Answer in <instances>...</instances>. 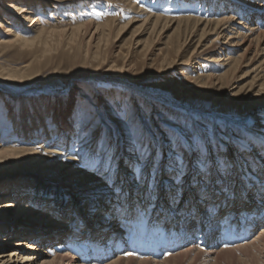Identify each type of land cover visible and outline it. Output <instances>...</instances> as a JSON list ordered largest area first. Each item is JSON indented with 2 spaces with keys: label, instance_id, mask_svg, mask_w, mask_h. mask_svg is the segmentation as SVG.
Listing matches in <instances>:
<instances>
[{
  "label": "bare ground",
  "instance_id": "1",
  "mask_svg": "<svg viewBox=\"0 0 264 264\" xmlns=\"http://www.w3.org/2000/svg\"><path fill=\"white\" fill-rule=\"evenodd\" d=\"M74 1L78 0H0V50L18 45L21 51L35 42L43 45L50 24L44 28L40 16L51 18V11ZM112 1L141 13L129 0ZM156 1L160 6L168 2ZM182 1L187 8L198 4V15L207 3L210 9L204 13L213 15L209 20L193 13L195 18L168 19L141 13V19L135 15L122 24L111 19L62 30L71 31L68 45L82 32L76 52L84 48L92 55L90 63L98 64L94 73L71 83L72 91L66 95L48 90V85L58 88L57 83L38 82L40 76L30 64L17 69L0 66V114H4L0 119V264H264V125L257 120L253 128L248 126L251 116L264 109V0ZM128 32L127 52H101L113 35L120 38ZM44 54L35 61L40 62ZM137 54L155 63L164 75L206 69L207 75L200 70L201 76L195 77L202 97L211 92L215 104L229 105L243 116L237 121L227 115L222 118L249 127L248 138L232 132L234 141L209 144L205 155L192 146L169 144L160 162L157 151L148 157L144 149L127 142L122 149L105 153L97 169L92 168L97 164L93 159L71 157L75 147L92 155L102 150L95 142L97 133L76 132L69 122L74 95L83 93L78 83H108L106 75L127 77L134 67L129 58ZM113 57L122 60L121 67L112 61L108 71L100 73ZM49 95L57 98L43 103L45 114L30 118L24 98ZM47 117L52 121L45 122ZM37 140L35 147H25ZM16 178L27 184L6 182ZM249 187L258 193L245 197ZM259 197L254 203L246 200ZM37 215L50 221L61 217L60 230L49 220L43 224Z\"/></svg>",
  "mask_w": 264,
  "mask_h": 264
},
{
  "label": "rangeland",
  "instance_id": "2",
  "mask_svg": "<svg viewBox=\"0 0 264 264\" xmlns=\"http://www.w3.org/2000/svg\"><path fill=\"white\" fill-rule=\"evenodd\" d=\"M83 1L84 0H78L74 1L72 4L67 3L66 7H59L58 11L55 12L49 9L53 15L51 18L46 16L50 11L44 14L46 17L40 16V20L43 23L44 28H47L46 25L50 24V27H48L50 31H48L52 34L48 32V36L46 35L43 37V45H39L35 42L29 44L27 48H21V51L20 46L18 45H16L18 48L13 46L12 48L4 51L0 50V66L6 69H17L30 64V68H36V73L40 76L38 82L49 81L48 84L53 82L57 83L58 88L53 89L50 85H48V90H52L57 94L66 95L72 91V87L70 86L71 83L94 73L98 64L90 63L92 55H89L90 52H87L86 54L84 48L83 50L81 49L79 53L76 52V48L80 46L81 39H83L82 32L79 33L78 39L75 37L78 41L75 40L73 44H70L72 46H70L68 45V38L71 31L62 30L73 28L76 23L80 24L84 22H92L94 25H97L103 24L107 20L111 19L122 24L134 18L135 15L137 16H135V18L139 17V19H141V13H145L152 17L159 15V17H165L168 19H178L182 16L187 17L190 15L191 17L193 15L197 17L203 14L202 17L209 20L211 18L210 16L213 15L209 12H207V15L204 13V10L206 12L210 9L209 6L207 8L205 7L207 3L201 7V11L203 12L198 15L199 13L196 11L197 8H199L198 4H196L197 6L195 5V7L194 5H190V7L187 8L186 5H182V0H167L168 2L163 6H160L156 0L153 2L152 0H129L131 1V4L137 7L138 10L135 11H141L138 15L134 12V10L124 6V4H119V1L108 0V2L107 0H92L91 3H83ZM81 3L82 7H80ZM180 9L183 10L180 11ZM164 10L165 12L167 11V13H165ZM170 12L171 15H169ZM191 13H193V15ZM114 38L115 36L113 35L112 39L106 45L102 43L103 47L101 46V52L102 50L108 53L110 52L109 54H114L117 50L123 53L127 52V48L131 42L130 32L122 35L120 38ZM30 46L34 49H31ZM44 50L45 52L48 51L45 53L46 55L44 54ZM102 53L105 54L104 52ZM40 54H44V58L40 59V62L35 61V58ZM76 54L78 55L77 58H75ZM69 57H72V60L69 59ZM129 59L134 67L126 75L128 78L121 77L120 79H117V77H115V79H112L113 76L111 77L106 75L104 78L110 80L108 83L105 81L97 82L92 80L81 81L78 84L82 88L83 93H80L79 96L74 95L76 97V103H74L72 106L73 110L70 112V115L72 116L69 121L70 124L74 126L76 132H84L82 134L90 135L97 133L95 142L98 141L100 145L99 148L102 147V150H98L97 153L93 155L91 152L88 153L86 149L81 150L80 152V148L75 147L77 145L75 143L71 145V147H75L74 155L71 157L75 156V159L79 158L80 160L82 156H84L87 159L95 160L94 164L97 161V164L92 167L93 169L98 168V161L103 158L105 153L110 154L111 151H116L119 148L122 149L124 145H127V142L132 146L141 148V150L144 149L145 154L148 157L150 156L151 151H153V154L157 151L159 156L158 162H160V156H163V153H165L169 144L175 146L176 148L178 147V139L183 145L192 146L199 151L201 150V153L205 155L208 153L207 148L209 147V144L210 146H217L219 143L229 144L234 141L231 137L232 132L238 133V138L240 139L242 138L241 136L248 138L247 131L248 129L253 128L251 127L252 125L257 124L258 122L264 125V109L255 112L251 116L248 122V126H250V128H245L240 124L229 123L223 120L222 116L224 115H227V118L232 119V121L240 120L243 116H238L239 114L237 111L235 112V110L232 107H229V105L224 107L222 104H215L211 92H209L205 97H202V94L200 93L202 92V89L200 88L201 83L195 82V77L196 75L201 76V71L203 75H207L208 72H206V69H200L201 71L197 69L196 72H192L191 70L189 72L187 69L184 70V73L182 74H179L178 71H172L170 75H164L161 73L160 68L155 66V63H147V59L142 55H131ZM112 61L118 65L119 68L121 67L122 60L119 57H113V59L108 60L107 64H105L104 67L100 68L98 71L100 73L107 72L108 66L112 63ZM36 73L33 72L30 74L34 76ZM119 80H121V82H119ZM49 96L32 98L30 100L24 98L25 105L30 108L29 109L27 107L28 116H30V118L38 113L42 116L45 114L46 111L45 107L43 110V103L46 100L54 102V100H56L55 98H57L52 95ZM82 96H86L88 100H84V97L82 98ZM21 101L24 102L23 100ZM16 110H18L17 103L15 111ZM85 110H88L91 113V115L86 119L82 118V114ZM15 114L17 116L16 112ZM50 115L51 114H49V116ZM244 116L246 115L244 114ZM0 119L4 120V114H0ZM46 121H52V119L47 117L45 122ZM9 129L11 130L10 127ZM91 136H89V138ZM11 140L13 139H10L9 141ZM131 140L133 143H131ZM82 141L83 140H80L79 143H82ZM166 141L168 143H166ZM38 142L39 140L29 142L25 147L33 148L38 144ZM110 156L106 157L108 161L111 159ZM249 164L251 163L249 162ZM36 171L44 174V172L39 171V169H36ZM215 174L219 175L217 172H215ZM220 175L222 176V173ZM23 180L24 179L22 178H16L6 182H9V184H23ZM240 181L244 184L243 180L240 179ZM26 182L27 181L24 180V184H27ZM111 183L109 182V185ZM42 185H45V183ZM222 185H224V183ZM32 186H35V183ZM233 186L234 184L231 185V187ZM52 188L54 187H51V189ZM236 188L238 187H235V189ZM57 189L58 191H63L60 188ZM252 189V187L247 189L245 197L246 195L249 196L251 194L250 196H253L258 193V191L256 192ZM49 192H51V190H49ZM261 198L262 197L246 200L249 203H254L256 200H260ZM186 209L189 210L190 208ZM85 215L89 217L94 216L95 213H86ZM35 218H38V215ZM60 219L61 217L56 219L55 216L51 219L52 221L48 218L40 216L38 218V220L42 221L43 224L46 220H49L48 222L53 224V228L55 230H60L61 228V225H59L61 222ZM92 222H94V220L91 219V223ZM6 224L9 225L8 223ZM6 248L7 249H5V251L8 250V247Z\"/></svg>",
  "mask_w": 264,
  "mask_h": 264
},
{
  "label": "snow or ice",
  "instance_id": "3",
  "mask_svg": "<svg viewBox=\"0 0 264 264\" xmlns=\"http://www.w3.org/2000/svg\"><path fill=\"white\" fill-rule=\"evenodd\" d=\"M110 7V6H109ZM91 115L90 111L85 110L84 113L82 114V118H88ZM177 145L178 147H182V142L178 139L177 140ZM201 166L204 167V163L203 161L201 162ZM129 255H131V253H129Z\"/></svg>",
  "mask_w": 264,
  "mask_h": 264
}]
</instances>
